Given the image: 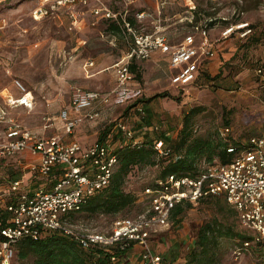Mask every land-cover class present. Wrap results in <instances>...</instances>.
Segmentation results:
<instances>
[{
	"label": "rangeland",
	"instance_id": "1",
	"mask_svg": "<svg viewBox=\"0 0 264 264\" xmlns=\"http://www.w3.org/2000/svg\"><path fill=\"white\" fill-rule=\"evenodd\" d=\"M117 1L106 0V4L114 10H123V2L121 1V4ZM146 1L148 2L138 0L141 3ZM39 3L40 0H19L11 7L0 10V91L14 79L21 80L31 89L34 96L33 107H17L11 110V113L24 126L41 132L45 124L43 116L51 118L48 127L52 123L55 128L61 126L58 120L59 110L67 103L71 86L81 84L84 77L81 76L82 66L79 64L81 57L68 55L73 42L70 40L71 31L65 12L53 10L46 16L34 18L31 16V10ZM137 4L136 0L125 8L133 11ZM143 8L154 10L152 5ZM173 13H179L177 18L180 21L173 19L175 24L171 26L173 21L170 17ZM161 17L172 41H178L191 34L199 42L200 30L207 29V36L213 42L215 52L212 58L202 63L205 66L202 71L209 76L221 72L218 79L209 80L202 76L200 71L192 82L180 83L175 80L179 69L170 68L162 59L160 61L163 62L159 66H154L151 60L140 64L137 69L139 77L135 76V81L143 89V99L146 100L157 92L168 94L167 97L152 99L154 104L146 112L147 119H144V122L157 123L163 130H170L171 139L169 138L167 146L171 149L177 140L183 117L191 107L201 108L193 116L194 137L206 138L215 143L223 141L224 135L227 134L243 141L250 135L260 133L264 129V81L257 70L259 67L264 69V0H167ZM101 23L106 28V21L102 20ZM143 23L139 29L149 31L152 25L145 21ZM249 26L251 30L244 34ZM230 27L231 31L227 32ZM96 37L87 36V41L80 44L77 49L80 56L93 55L90 47L104 44L97 42ZM117 38L118 36L112 40L114 44H117ZM102 39H107L106 35ZM213 59H216V62L208 68L207 62ZM2 104L0 97V105ZM126 109L121 114L120 109L112 110V114L95 123V129L100 130L110 121L125 116ZM225 126H229V131H225ZM48 127L47 135L60 132ZM3 133L4 125L0 123V142L3 141ZM151 136L158 135L153 133ZM148 139L152 140L150 135ZM123 141L122 145L126 144ZM208 156L207 153L198 159V168L218 161L216 156L209 161ZM34 160L33 158L27 161L17 154L0 158L1 204L6 201L10 182L21 178L25 172L28 175L31 170L23 166ZM32 162L31 166H34L38 161ZM158 165L134 166L127 174L123 187L138 196L136 206L132 205L115 215L82 212L70 220L71 226L78 230L105 232L109 230L115 217L138 214L146 202L142 196V188L159 174ZM34 173L32 169L31 174L36 175ZM49 178L53 179L54 175ZM41 182L48 181L28 179V187L32 189ZM28 187L26 189H29ZM221 202L223 198L220 196L203 198L192 203L177 220L170 219L169 229L163 233L162 239L158 240L168 260L186 256L194 244L197 227L204 221L218 216L217 208ZM224 214L229 222L240 229L236 225L235 217L229 212ZM233 244L232 240L223 243L221 264H246L250 258L246 253L239 261L232 260L230 251ZM29 262V259L18 258L15 251L11 264Z\"/></svg>",
	"mask_w": 264,
	"mask_h": 264
},
{
	"label": "built area",
	"instance_id": "2",
	"mask_svg": "<svg viewBox=\"0 0 264 264\" xmlns=\"http://www.w3.org/2000/svg\"><path fill=\"white\" fill-rule=\"evenodd\" d=\"M89 2L40 0L39 5L31 10V16L39 18L59 6L89 5ZM94 2L90 7L92 14L99 19L116 21L124 29L127 49L114 64L115 83L110 90L102 92L79 85L71 86L70 106L76 115L71 117L68 108L59 111L66 134H73L83 120L97 118L102 106L110 103L122 105L142 96V89L130 68L131 63L146 60L160 51L167 54L171 66L179 69L175 80L188 83L199 75L202 63L214 55L213 42L209 40L205 28L200 30L199 42L191 34L177 42L170 41L161 17L167 0H158L154 10L143 8L133 11L129 8L114 10L100 0ZM69 14L71 23L75 24L77 16L72 12ZM128 17H132L135 24ZM145 19L153 22L149 31L139 29ZM248 31L249 28L244 34ZM12 84L18 94L5 93L0 105V123L4 125L0 158L23 150L30 151L38 159L37 164L32 166L35 173L48 180L52 175L54 178H50L49 188L38 186L26 189L20 179L10 182V201L6 204L10 218L0 227L4 237L0 242V264H11L14 244L20 239H37L49 232L67 235L84 249L98 247L109 251L110 247H118L122 252L131 244L138 243L142 248L141 264H164L163 255L150 245L151 235L169 224L172 209L177 203L197 202L205 193L223 195L237 212L239 228L250 236L232 250V260L237 262L246 253L250 257L246 264H264V129L243 140L240 146L229 145L226 150L233 155L226 163H208L199 168L196 176L169 174L157 179L153 185L145 186L142 196L146 202L141 211L134 216L115 217L109 230H78L71 226L69 213L78 210L88 195L110 183L118 161L115 149L108 143L84 147L77 140L65 142L59 134L44 137L31 131L12 115L11 110L32 108V92L19 79H14ZM44 119L46 128L51 118L44 116ZM117 126L128 138L132 137V131L124 123L118 122ZM153 148L159 156L170 153V148L161 139L153 142ZM117 257L111 254V262Z\"/></svg>",
	"mask_w": 264,
	"mask_h": 264
},
{
	"label": "trees",
	"instance_id": "3",
	"mask_svg": "<svg viewBox=\"0 0 264 264\" xmlns=\"http://www.w3.org/2000/svg\"><path fill=\"white\" fill-rule=\"evenodd\" d=\"M18 1L2 0L0 2V10L5 7L9 8ZM128 19L132 24H135L132 17H128ZM102 20H105L107 24L105 30L110 31L118 38L120 36L123 37L127 48L124 29L116 21ZM248 28L251 30V26ZM130 68L135 73V76L139 77V72L134 63H131ZM258 69H260L259 75L264 81V69L261 67ZM220 72L215 76H209L205 72L200 74L210 80L218 79ZM166 95H168L167 92H158L148 99ZM200 110L201 108L199 107H191L186 111L182 126L178 131L177 140L173 145V149L170 148V153L167 156H159L153 148V142L148 141L129 142L115 149L118 161L114 167L110 183L88 195L78 210L69 213V218L72 220L77 214L82 212L115 215L132 205L136 206L138 196L131 191H126L123 187L127 174L134 166H156L159 164V174L145 185L147 186L153 185L157 179L164 178L169 174L196 176L199 172L197 161L207 153L209 154L207 158L209 161L213 159V156H216L218 162H228L233 154L227 152L226 148L229 145L240 146L242 140L240 138H232L228 134L224 135L223 141L215 143L206 138L194 137L193 116ZM225 128L230 129L229 126H225ZM106 132L107 130L99 135L100 140L104 138ZM219 196L223 198V202L218 205V216L204 221L197 227L194 244L186 253L185 261L182 264H221L223 256L222 245L226 240L234 241L230 251L231 255L232 250L236 246L241 245L245 239L250 237L242 229H237L234 223L227 220L224 213L229 212L230 215L236 218V225L239 226L236 210L226 201L223 195L205 193L200 199ZM9 201L10 194L8 191L6 201L3 202L4 204L0 203V227L5 225L10 218V213L6 209V204ZM191 206L192 203L189 201L177 203L172 209L171 219L177 220ZM3 238L0 233V242ZM14 249L17 257L29 259V264H111V254L118 255L121 252L118 247H110L109 251H104L98 247L84 249L74 239L60 232H49L37 239L24 237L14 244Z\"/></svg>",
	"mask_w": 264,
	"mask_h": 264
},
{
	"label": "crops",
	"instance_id": "4",
	"mask_svg": "<svg viewBox=\"0 0 264 264\" xmlns=\"http://www.w3.org/2000/svg\"><path fill=\"white\" fill-rule=\"evenodd\" d=\"M94 1L96 0H90L89 5H83L81 3H76L71 6H59L55 11H60L62 10L65 12L68 20H69V30L70 32V40L73 42V47L70 49V52H68V55L70 57H81L79 60H82L79 64L82 66L81 70V76L84 77L82 78L83 81H81V84L76 83V85L82 86L84 88L88 89H95L99 91H108L110 90L114 83H115V71H114V64L116 61L120 59V57L125 53L126 51V44L123 41V37L120 36V38H117V44H114L112 40L116 39V35L111 33L108 30H105L102 22V19H99L96 17L94 14L91 13L90 7L95 3ZM104 3H106V0H100ZM119 1V2H118ZM118 3L123 2V8L127 7L128 4H131L135 2L136 0H118ZM122 1V2H121ZM137 8L135 10H140L143 9L144 6L146 5H152L153 8H156L157 5V0H148L146 3H141L138 2L137 0ZM146 9V8H145ZM74 13L77 16V22L75 24L71 23V18L69 13ZM179 16V13H173L170 19L173 21L171 24L174 25L175 22L173 19H176L177 22L180 21L177 17ZM145 23L149 22L152 27H153V22L151 19H145ZM176 22V23H177ZM144 24V23H142ZM141 24V25H142ZM102 25V26H101ZM168 25V24H167ZM169 26V27H171ZM151 27V29H152ZM150 29V30H151ZM168 29V28H167ZM166 25H164V31L165 34L170 37L167 33ZM106 35L107 39H102ZM87 36L88 38L92 36H97V42H100L101 44L104 43L103 45H96L95 47H90L91 52H93V55H88V56H80V52H77V49H79L80 44L84 43L87 41ZM184 37V36H183ZM182 37V38H183ZM87 38V39H86ZM170 39V38H169ZM181 40V39H180ZM172 41V40H170ZM179 41V40H178ZM172 42H177V41H172ZM118 45V47H117ZM79 51V50H78ZM113 51H116V53H113ZM87 52H89L87 50ZM215 52V51H214ZM65 53V52H63ZM119 53V54H117ZM166 61L169 64V67L172 69H176V67L171 66L169 57L167 54H164L160 51L154 52L148 59L146 60H141V61H136L134 64L136 65V68L138 69V66L140 64H146L147 61L151 60L153 62L154 66H159L161 64L160 60ZM214 61V62H213ZM213 61H208L207 62V67L210 68L211 64L216 62V59H213ZM77 62V61H76ZM91 62V63H90ZM165 62V63H166ZM203 64L201 65L200 71L203 72ZM206 69V68H205ZM200 72V73H201ZM83 73V74H82ZM158 76V72H157ZM138 84V83H137ZM139 85V84H138ZM140 87V86H139ZM142 89V88H141ZM31 90V89H30ZM11 92L13 95H17L18 91L14 87L12 83H10L9 86H5L3 89L0 91V97L2 99V96L7 93ZM32 92V90H31ZM158 93V92H157ZM156 94V93H155ZM33 95V92H32ZM154 95V94H153ZM144 92L142 89V96L134 101L127 102L122 105H116L113 103H110L108 105H104L100 108V114L97 118L94 119H86L80 122L74 129L73 134H66L63 128V121L58 115V120L61 122L60 127H53V123L51 124L50 129H57L60 130L59 135L63 137V140L65 142H69L71 140H77L79 141L82 146H88L90 144L94 143H108L111 145L114 149H117L118 146H122V141L124 140L126 143L129 142H141L148 140L149 142H154L158 139L163 140L165 143V146H167V142L169 141V138L171 139L170 136V130H163L162 126L159 124H146L144 122V119H147V111H149V107L154 104V101L152 99H143ZM152 96V95H151ZM166 96H158L153 99H157L160 97H167ZM34 97V96H33ZM62 108H68V113L69 115L75 116V112L71 109L70 106V96L65 105H63ZM129 108V109H126ZM28 109V108H27ZM116 109H120L119 114L122 113L125 109L127 110V113L125 116H122L121 118L117 120L110 121L108 124L102 127V129L98 130L95 129V123L98 122V120L104 119V117H107L109 114H112V110L116 111ZM142 109V111H140ZM14 110V109H13ZM59 110V111H60ZM137 114V115H135ZM44 118V116H43ZM42 118V119H43ZM118 122H122L126 125L128 129H130L133 133L132 137L128 138L125 133L120 130L117 126ZM103 124V123H102ZM24 125V124H23ZM44 126V125H43ZM26 127V126H25ZM28 128V127H27ZM43 130L41 132L38 131H33L36 132L39 135H42L44 137H51L56 134L52 135H47L48 129L45 127L42 128ZM106 135L102 140L99 139V135L103 132L106 131ZM153 133H156L158 136H151ZM150 135L149 140L148 137ZM123 141V142H124ZM168 147V146H167ZM17 156H22L24 159L27 161L31 159H35L34 161H38L37 157L33 155L30 151L23 150L19 151L17 153ZM14 154V155H15ZM13 156V155H12ZM33 161V162H34ZM31 162H28L26 165L23 166V168H28L29 170L32 171V166ZM32 162V163H33ZM31 171H29L28 176L25 173H23L22 177L19 178L21 181L22 187L26 188L28 187V179H38V181H41L42 179H46L48 182H41L39 183L36 187L38 186H44L45 188H49L51 185L50 178L49 180L47 178L39 176L37 173L36 175H32ZM35 174V173H34ZM36 181H34V184ZM30 189V187H28ZM35 188V187H34ZM169 229V224L167 226L159 228V230L155 233H153L150 237V245L152 248L161 253L164 257V264H182L185 261V257H174L171 258L172 260H168L167 257L165 256V251L163 247H160V242L158 241L159 239H162L163 233ZM141 245L138 243H133L131 244L126 250L118 253V257L116 261L112 262L111 264H141L140 260V252H141ZM247 255H245L246 257ZM250 261V258L248 262ZM247 262V263H248Z\"/></svg>",
	"mask_w": 264,
	"mask_h": 264
}]
</instances>
